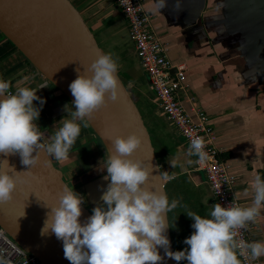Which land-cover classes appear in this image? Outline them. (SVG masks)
Listing matches in <instances>:
<instances>
[{"label": "crops", "instance_id": "obj_1", "mask_svg": "<svg viewBox=\"0 0 264 264\" xmlns=\"http://www.w3.org/2000/svg\"><path fill=\"white\" fill-rule=\"evenodd\" d=\"M70 1L90 31L117 59L118 73L135 92V103L142 94L143 120L160 171L168 172L169 178L163 181L165 191L170 200L179 199L181 205H186L169 213L171 222L179 225L181 213L193 211L197 202L214 205L196 157L188 155V145L158 108L116 4L112 0ZM140 1L168 58L186 66L179 94L183 106L194 119L197 108L208 116L219 157L235 176L237 199L241 206L251 204L254 194L249 184L257 175L264 177V0H181L179 10L174 8L176 0H167V6L155 13L149 11L155 0ZM121 35L127 41L121 42ZM0 78L11 81L12 92L17 87H30L45 99L37 125L48 142L61 126L60 121L68 118L65 105L71 103L69 99L4 37L0 38ZM34 103L40 106L39 101ZM171 155L178 157L182 166L173 169L168 163ZM106 157L101 140L89 124L87 128L81 126L66 160L57 162L52 158L65 182L83 197L87 209L103 203L100 197L109 183L104 179ZM249 227L251 241H264V211ZM175 230V239L179 240L181 234L178 236ZM192 232L182 230L186 237ZM259 261L264 264V257Z\"/></svg>", "mask_w": 264, "mask_h": 264}, {"label": "clouds", "instance_id": "obj_2", "mask_svg": "<svg viewBox=\"0 0 264 264\" xmlns=\"http://www.w3.org/2000/svg\"><path fill=\"white\" fill-rule=\"evenodd\" d=\"M166 6L167 0H155L149 11L160 12ZM174 8H181V0H176ZM118 69L112 53H101L88 65V74L77 70L79 75L69 85L74 100L65 105L68 118L60 121L61 126L48 142L37 125L45 99L30 87H17L12 92L11 81L0 78V154H18L26 171L40 163L41 154L54 157L57 162L66 160L80 136L81 126L87 128L108 99L119 100ZM35 101H39V107ZM109 140L111 148L103 166L107 171L104 179L109 183L100 197L103 204L94 207L92 215L81 222L83 197L65 186L58 193L57 202L46 206L50 210L41 234L51 232L63 242L64 257L70 264H158L163 259L160 248L168 258L186 260L187 264H243L264 257V241H246L238 236L239 230H248L264 211V177L257 175L250 182L254 195L249 205L237 204L235 194L227 207L219 202L210 206L207 216L184 211L193 220L194 231L184 240L187 248L172 251L166 234L171 224L169 213L186 205H181L179 199L170 200L162 187L150 184L152 166L131 158L141 145L135 132L109 136ZM205 149L203 137L189 138L188 155L196 157L197 163L208 159ZM168 163L173 169L182 166L179 158L172 155ZM11 169L12 172L0 170V204L14 198L18 176L13 172H19ZM158 176L162 181L169 178L168 172ZM0 264H9L2 253Z\"/></svg>", "mask_w": 264, "mask_h": 264}, {"label": "water", "instance_id": "obj_3", "mask_svg": "<svg viewBox=\"0 0 264 264\" xmlns=\"http://www.w3.org/2000/svg\"><path fill=\"white\" fill-rule=\"evenodd\" d=\"M0 33L70 102L74 97L69 85L79 75L77 70L88 74V65L104 53L70 0H0ZM118 78L119 100L108 99L89 124L101 140L106 156L111 148L109 136L135 132L141 145L131 158L141 160L146 167L152 166L150 184L165 191L147 127L128 84L119 74ZM11 168L19 172H13L18 176L17 188L11 201L0 204V227L44 264H70L64 257L63 242L51 232L41 234L50 210L46 206L55 204L58 193L65 186L69 187L61 170L46 154H41L40 163L30 171H26L27 166L21 163L18 154H0V170L12 172ZM91 215L82 204L81 222ZM166 234L171 242L169 228ZM159 252L163 259L158 264H178L165 255L163 248Z\"/></svg>", "mask_w": 264, "mask_h": 264}, {"label": "built area", "instance_id": "obj_4", "mask_svg": "<svg viewBox=\"0 0 264 264\" xmlns=\"http://www.w3.org/2000/svg\"><path fill=\"white\" fill-rule=\"evenodd\" d=\"M123 15L128 30V38L139 60L142 70L148 77L150 88L160 112L174 126L184 142L189 146V138L200 136L206 142L208 159L197 163L204 171L215 202L227 207L233 202L235 176L228 172V165L219 157L214 144V130L203 110L195 109V119L185 109L180 100V90L185 81L184 63H173L159 35L150 26V15L143 9L140 0H112ZM235 202L241 205L237 199ZM248 230H239L240 239L251 241ZM0 253L9 264H44L35 255L25 251L3 228L0 227ZM243 264H260L259 259L243 261Z\"/></svg>", "mask_w": 264, "mask_h": 264}, {"label": "rangeland", "instance_id": "obj_5", "mask_svg": "<svg viewBox=\"0 0 264 264\" xmlns=\"http://www.w3.org/2000/svg\"><path fill=\"white\" fill-rule=\"evenodd\" d=\"M92 32V30H91ZM94 38L96 39V42L98 43V45L102 48V50L104 51V53H109V50L105 47V44L101 42L100 38L98 37L97 34L93 33ZM4 37L1 33H0V38ZM5 38V37H4ZM119 40H121V42H125L127 41V38L125 35H121L119 36ZM122 44V43H121ZM121 72H119V76L123 77L122 74H120ZM132 97L137 100V97L135 95V92L132 91L131 89H129ZM137 93V92H136ZM139 95V99L136 102V106L141 114L142 119H144V112H143V108H142V94H138ZM144 121V120H143ZM145 124V121H144ZM146 125V124H145ZM147 127V126H146ZM53 161V159H52ZM53 163L55 164V162L53 161ZM56 165V164H55ZM103 204V203H102ZM102 204H98V205H102ZM96 207V206H95ZM94 207H88V210L92 213V209ZM193 212H196L197 214L201 215V216H207L209 214V207H207L206 205H204L202 202L199 203L197 202L195 208H193ZM192 211V210H189ZM179 225L176 224V226L173 224L174 222H171L172 217L169 216V222L171 223L169 226V231H170V237H171V242H172V247H173V251H182L185 248H187L188 246L184 243V240L187 238L186 236H184L182 234V230H184V228H187L191 231H194V229L191 227V225L193 224V220L191 218L188 217V215L185 213L183 214V212L181 213V216L179 217ZM174 229H176L175 231H179L178 232V236L179 234H181V237L179 236V240L175 239V233H174ZM178 264H182L181 261L177 262Z\"/></svg>", "mask_w": 264, "mask_h": 264}, {"label": "trees", "instance_id": "obj_6", "mask_svg": "<svg viewBox=\"0 0 264 264\" xmlns=\"http://www.w3.org/2000/svg\"><path fill=\"white\" fill-rule=\"evenodd\" d=\"M119 74V73H118Z\"/></svg>", "mask_w": 264, "mask_h": 264}]
</instances>
